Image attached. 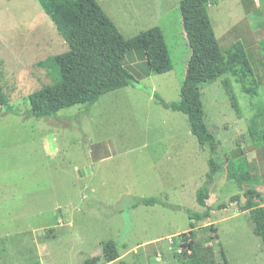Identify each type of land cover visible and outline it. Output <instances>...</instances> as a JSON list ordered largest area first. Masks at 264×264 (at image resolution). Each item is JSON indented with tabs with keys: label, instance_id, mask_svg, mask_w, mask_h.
<instances>
[{
	"label": "rangeland",
	"instance_id": "obj_1",
	"mask_svg": "<svg viewBox=\"0 0 264 264\" xmlns=\"http://www.w3.org/2000/svg\"><path fill=\"white\" fill-rule=\"evenodd\" d=\"M96 1L125 39L161 28L173 69L147 77L132 52L124 66L139 85L106 94L90 110L74 106L37 120L29 96L59 80L52 59L68 46L37 0H0V83L9 100L0 108V264H83L109 241L119 257L107 264H180L176 254L191 239L183 235L192 232L214 264H264L248 214L230 203L243 192L225 172L211 188L210 219L187 214L206 211L196 191L210 154L187 117L157 99L180 100L192 54L181 0ZM208 12L222 51L240 42L250 54L259 97L225 76L202 90L205 122L220 153L262 160L264 148L252 147L248 129L264 106V0H210ZM262 175L258 184L264 168ZM261 193L259 202L264 187ZM149 198L158 203L136 206Z\"/></svg>",
	"mask_w": 264,
	"mask_h": 264
},
{
	"label": "trees",
	"instance_id": "obj_2",
	"mask_svg": "<svg viewBox=\"0 0 264 264\" xmlns=\"http://www.w3.org/2000/svg\"><path fill=\"white\" fill-rule=\"evenodd\" d=\"M44 13L53 21L59 36L68 46V51L52 59L59 70V80L29 96V116L40 120L56 117L62 110L85 106L90 110L106 94L130 86L139 85L135 74L124 66L127 55L136 52L145 65V76L161 75L172 71L173 65L164 32L159 27L151 28L131 39H125L114 22L96 0H37ZM210 0H181L180 13L184 31L191 48L186 76L180 90V100L167 103L157 97L166 110L184 114L190 132L210 154L206 181L196 191V203L206 208L202 214L188 210L190 218L202 221L210 218L207 205L211 188L218 174L225 172L226 180L234 182L243 192L230 199L240 212H247L253 224V233L264 249V206L255 201V186L259 176L256 161L249 164L246 172H240L234 160L219 152L220 142L205 122L202 90L219 79L230 76L240 85L243 94L259 97V84L251 62V56L242 43L222 51L208 12ZM264 53V41L260 45ZM9 100L0 83V108L8 107ZM248 137L254 149L264 147V106L259 107L251 119ZM156 198L142 199L137 205L151 206ZM228 206L221 204L219 210ZM207 228V227H206ZM187 250L176 254L180 264H214L209 254L195 243L196 233L183 235L188 241ZM218 238V237H217ZM195 244V245H194ZM119 257L117 245L105 242L100 256L88 258L83 264H107Z\"/></svg>",
	"mask_w": 264,
	"mask_h": 264
},
{
	"label": "crops",
	"instance_id": "obj_3",
	"mask_svg": "<svg viewBox=\"0 0 264 264\" xmlns=\"http://www.w3.org/2000/svg\"><path fill=\"white\" fill-rule=\"evenodd\" d=\"M264 148V147H263ZM259 149H262V148H259ZM259 149H256V150H259ZM251 156L247 155V154H242V156H240L239 158H236L234 160V164L236 166V168L240 171V172H246L248 171L249 169V164L252 162V161H256L258 166H259V176L258 179L260 178V180H262V169L264 168V158L262 160H255L253 159L251 161ZM261 162V163H260ZM262 166V167H261ZM229 182V181H228ZM252 185L255 186V201L260 205V206H264V201L263 202H259L257 200V198H259V194L262 195L261 193V188L264 187V183L261 181L260 184H254L252 183ZM263 199H264V196H263ZM245 214H248L247 212H243ZM242 213V214H243ZM211 217V216H210ZM210 219V218H208Z\"/></svg>",
	"mask_w": 264,
	"mask_h": 264
}]
</instances>
